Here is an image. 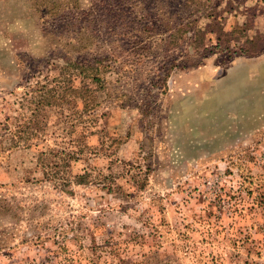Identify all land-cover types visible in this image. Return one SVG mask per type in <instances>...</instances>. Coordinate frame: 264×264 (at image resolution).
Wrapping results in <instances>:
<instances>
[{"label":"rangeland","instance_id":"374dc122","mask_svg":"<svg viewBox=\"0 0 264 264\" xmlns=\"http://www.w3.org/2000/svg\"><path fill=\"white\" fill-rule=\"evenodd\" d=\"M0 264H264V0H0Z\"/></svg>","mask_w":264,"mask_h":264}]
</instances>
